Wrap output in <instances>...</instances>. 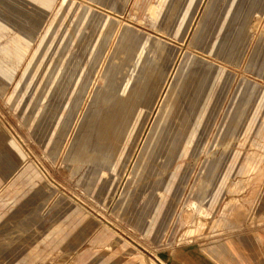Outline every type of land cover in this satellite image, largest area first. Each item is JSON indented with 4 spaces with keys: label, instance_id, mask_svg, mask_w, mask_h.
<instances>
[{
    "label": "rangeland",
    "instance_id": "obj_1",
    "mask_svg": "<svg viewBox=\"0 0 264 264\" xmlns=\"http://www.w3.org/2000/svg\"><path fill=\"white\" fill-rule=\"evenodd\" d=\"M225 241L264 264V0H0V264Z\"/></svg>",
    "mask_w": 264,
    "mask_h": 264
},
{
    "label": "crops",
    "instance_id": "obj_2",
    "mask_svg": "<svg viewBox=\"0 0 264 264\" xmlns=\"http://www.w3.org/2000/svg\"><path fill=\"white\" fill-rule=\"evenodd\" d=\"M13 151L17 155L20 153L16 148H14ZM257 240H259V238ZM232 245V242L225 241L224 243L205 249V252L210 259L215 262L214 264H237V261L241 259V256Z\"/></svg>",
    "mask_w": 264,
    "mask_h": 264
}]
</instances>
